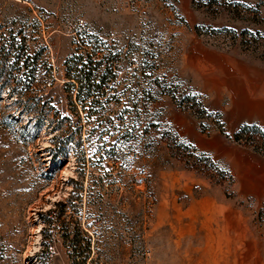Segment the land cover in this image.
Wrapping results in <instances>:
<instances>
[{"label":"rangeland","instance_id":"obj_1","mask_svg":"<svg viewBox=\"0 0 264 264\" xmlns=\"http://www.w3.org/2000/svg\"><path fill=\"white\" fill-rule=\"evenodd\" d=\"M0 264H264V0H0Z\"/></svg>","mask_w":264,"mask_h":264},{"label":"trees","instance_id":"obj_2","mask_svg":"<svg viewBox=\"0 0 264 264\" xmlns=\"http://www.w3.org/2000/svg\"><path fill=\"white\" fill-rule=\"evenodd\" d=\"M85 68L86 67L84 66V68L80 70L81 73L76 77L81 83V88L78 91L79 102L81 105L86 102L87 98L91 96L94 91H96L97 93L103 92L101 90V87L103 86V83L105 82L104 80L106 78L103 77L102 82H99V84L92 85L91 81L93 73L91 71H87V69ZM66 77L68 78V80H73V76L70 75V72L68 71L66 72ZM69 83L70 82L66 83L67 86H69Z\"/></svg>","mask_w":264,"mask_h":264}]
</instances>
